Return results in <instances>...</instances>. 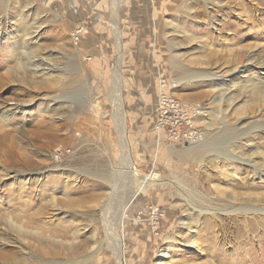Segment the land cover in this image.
Wrapping results in <instances>:
<instances>
[{"label":"rangeland","instance_id":"374dc122","mask_svg":"<svg viewBox=\"0 0 264 264\" xmlns=\"http://www.w3.org/2000/svg\"><path fill=\"white\" fill-rule=\"evenodd\" d=\"M165 92L192 150L153 130ZM2 133L0 264H264L231 211L264 193V0L0 1Z\"/></svg>","mask_w":264,"mask_h":264},{"label":"bare ground","instance_id":"6f19581e","mask_svg":"<svg viewBox=\"0 0 264 264\" xmlns=\"http://www.w3.org/2000/svg\"><path fill=\"white\" fill-rule=\"evenodd\" d=\"M0 1H2V0H0ZM118 64V63H117ZM205 79V78H204ZM180 101H183V102H186V103H189V105H194L193 103H190V102H187V101H184V100H180ZM114 103H115V108H116V110H115V112H114V118L116 119V116H117V111H118V105L120 104V103H118V100L116 99L115 101H114ZM162 105L161 104V99H158V102H157V104H156V107H155V119H154V123H153V130H155L156 131V129H155V124H156V120H157V105ZM12 109L13 110H18L19 108H17V106L16 107H12V108H10V109H8V110H6V111H4L3 112V115H4V119L6 120V116L8 115V111H12ZM119 131H120V133L122 134L123 133V127H120L119 128ZM158 133H162V131L161 130H159L158 131ZM157 133V134H158ZM200 133V132H199ZM162 134H164V133H162ZM5 135H6V133H2L0 136L1 137H5ZM200 137H201V133H200V135H199V138L198 139H200ZM196 143V144H195ZM227 144V143H226ZM225 144V145H226ZM199 144H198V142L196 141V142H193V143H189L188 145H186V146H184V144H183V147H184V149L185 150H192L194 147H197ZM126 149V147H123V151H124V153H125V150ZM202 150L203 149H200L197 153L199 154V153H202ZM211 152H213V154H218V155H221V156H228V157H231V156H233V154H231V152L232 151H227V150H223V149H220V150H217V149H212V151ZM230 155V156H229ZM18 156V155H17ZM24 157V156H23ZM124 157H126L127 158V155H125ZM24 159H26V157L24 158ZM240 159V158H239ZM128 160V158L127 159H125V167H131V164H130V162L129 161H127ZM26 163H28V161H26ZM27 165H29V164H27ZM26 165V166H27ZM29 167V166H28ZM257 172H258V174H260V173H263V171H261V170H259V167L258 166H256V165H253L252 166ZM262 168V167H261ZM260 168V169H261ZM126 169V168H125ZM131 169V168H130ZM59 170H62V168L61 167H59V166H54V171H59ZM21 173V172H20ZM43 172H42V170L41 171H39V174H42ZM30 175H32V174H30ZM261 175V174H260ZM263 175H264V173H263ZM260 177V176H259ZM129 180V179H128ZM136 182V181H135ZM137 187H138V190H140L141 188H140V186H139V183L137 184ZM247 187V186H246ZM236 200H239V201H241L240 203H238V205H237V207H235V208H233L231 211H242L245 215H247V216H250L249 218L250 219H258L256 222H254V223H250V226L252 227V229L253 228H256V229H259V230H262V231H264V204H259V203H264V193L261 195V196H258V195H256V194H249V196L248 195H246V196H244V197H241V198H235ZM195 208V207H194ZM196 211H202V212H205V213H208L209 215H211L213 218H215L214 216H215V211H217V210H215V211H213V210H204V209H202V208H200V207H198V208H196ZM6 225H7V227L9 228V229H11V230H16L17 232H19V235H20V237L21 236H25L26 237V234H27V232H29V231H27L26 229H25V227H23L21 224H19V223H16V222H14L9 216H7L6 217ZM240 224H238L237 226H239ZM254 242H256V246H257V248H258V250H260L262 247L264 248V241L263 240H255ZM0 243L2 244L3 242L2 241H0ZM193 244H195V246H197L198 244L196 243V241H193L192 242ZM255 244V243H254ZM262 248V249H263ZM254 246H253V244H252V242H246V241H244L243 242V244H241V243H239L238 244V247H236V253H239V254H242V252H244V251H247L250 255H252V253H253V251H254ZM4 250V249H3ZM114 252H115V256H116V258H117V264H122V262H121V260H120V255H121V253H120V251H119V249H116V250H114ZM257 254H259V253H257ZM261 254V253H260ZM5 255V254H4ZM256 255V254H255ZM238 256V255H237ZM263 256V255H262ZM10 257V256H9ZM3 258H5V257H2V259ZM6 258H7V256H6ZM11 258H13V257H11ZM247 259V258H246ZM5 260V259H4ZM12 260V259H11ZM10 259L8 260V261H6V262H3L2 264H17V262H14L13 260L11 261ZM18 261H20L19 262V264H26V261H24V260H22V259H20V258H18L17 259ZM262 260H264V257H262ZM240 261V260H239ZM242 262H243V259H242ZM223 263H225V264H227L228 262H223ZM240 263V262H239ZM42 264H47V263H42Z\"/></svg>","mask_w":264,"mask_h":264},{"label":"built area","instance_id":"2783aa9c","mask_svg":"<svg viewBox=\"0 0 264 264\" xmlns=\"http://www.w3.org/2000/svg\"><path fill=\"white\" fill-rule=\"evenodd\" d=\"M159 99L162 105H157L156 131L161 130L167 142L188 144L198 141L200 133L193 124L198 107L173 99L166 92L159 93Z\"/></svg>","mask_w":264,"mask_h":264}]
</instances>
